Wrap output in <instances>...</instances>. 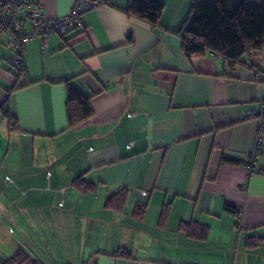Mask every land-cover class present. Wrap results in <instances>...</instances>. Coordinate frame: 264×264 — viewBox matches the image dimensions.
Listing matches in <instances>:
<instances>
[{
  "label": "crops",
  "instance_id": "obj_1",
  "mask_svg": "<svg viewBox=\"0 0 264 264\" xmlns=\"http://www.w3.org/2000/svg\"><path fill=\"white\" fill-rule=\"evenodd\" d=\"M36 1L48 21L71 11ZM161 2L155 27L112 0L27 44L18 79L0 33V264L19 249L43 264H264V131L250 173L245 117L264 104V49L231 68L187 55L193 0ZM68 86L91 109L71 129Z\"/></svg>",
  "mask_w": 264,
  "mask_h": 264
},
{
  "label": "trees",
  "instance_id": "obj_2",
  "mask_svg": "<svg viewBox=\"0 0 264 264\" xmlns=\"http://www.w3.org/2000/svg\"><path fill=\"white\" fill-rule=\"evenodd\" d=\"M163 9L161 0H129L127 14L155 27ZM178 33L182 39L183 51L187 55L210 53L221 57L227 67L231 68L239 64L243 56L264 49V2L263 0H193L189 14ZM3 115L9 122H13L4 109ZM90 116L88 99L68 86V128L79 126ZM3 264L43 263L34 260L24 250L19 249Z\"/></svg>",
  "mask_w": 264,
  "mask_h": 264
},
{
  "label": "built area",
  "instance_id": "obj_3",
  "mask_svg": "<svg viewBox=\"0 0 264 264\" xmlns=\"http://www.w3.org/2000/svg\"><path fill=\"white\" fill-rule=\"evenodd\" d=\"M111 5L112 0H72L71 11L67 16L48 21L45 18L43 6L36 0H0V33H5L9 37V45L13 53V57L7 63L9 71H13L16 79L21 77L23 74V50L27 44L39 41L44 48L49 37H62L73 30L82 28L84 15L99 7ZM22 12H25V18L31 25L29 29H25L23 26L20 16ZM245 117L246 119H256L258 122L259 135L246 163L248 171L255 173L257 161L262 152L259 136L264 131V104L258 114L254 110H247ZM243 189L244 187L240 185V190ZM142 196L147 197L145 193ZM241 225V217L237 215L234 231H239Z\"/></svg>",
  "mask_w": 264,
  "mask_h": 264
},
{
  "label": "rangeland",
  "instance_id": "obj_4",
  "mask_svg": "<svg viewBox=\"0 0 264 264\" xmlns=\"http://www.w3.org/2000/svg\"><path fill=\"white\" fill-rule=\"evenodd\" d=\"M44 14H45V13H44ZM45 18H46V17H45ZM3 238H4V240H6V239H7V237L5 238L3 235H1V234H0V243H1L2 241H4V240H3ZM4 244L6 245V243H5V242H4ZM5 247H6V246H3V245H2V246H0V250H3V249H5Z\"/></svg>",
  "mask_w": 264,
  "mask_h": 264
}]
</instances>
